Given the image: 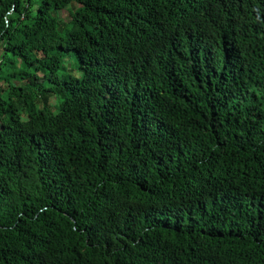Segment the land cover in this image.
<instances>
[{"label":"trees","instance_id":"16d2710c","mask_svg":"<svg viewBox=\"0 0 264 264\" xmlns=\"http://www.w3.org/2000/svg\"><path fill=\"white\" fill-rule=\"evenodd\" d=\"M0 264H264V0H0Z\"/></svg>","mask_w":264,"mask_h":264},{"label":"rangeland","instance_id":"374dc122","mask_svg":"<svg viewBox=\"0 0 264 264\" xmlns=\"http://www.w3.org/2000/svg\"><path fill=\"white\" fill-rule=\"evenodd\" d=\"M65 18H66V19H69V15H68V14H66V15H65Z\"/></svg>","mask_w":264,"mask_h":264}]
</instances>
